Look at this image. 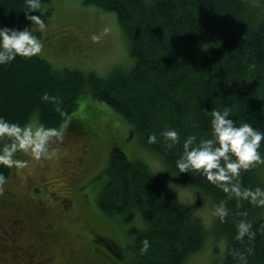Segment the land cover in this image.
<instances>
[{"label": "trees", "instance_id": "obj_1", "mask_svg": "<svg viewBox=\"0 0 264 264\" xmlns=\"http://www.w3.org/2000/svg\"><path fill=\"white\" fill-rule=\"evenodd\" d=\"M52 2L0 0V184L14 175V161L26 154L32 137L78 138L86 153L74 158L88 165L97 146L109 141L108 158L77 189L87 207L86 226L24 196L16 201L10 191L0 196V206L13 213L0 224L16 217L26 245L30 220L38 245L42 238L57 264H187L209 233L196 215L200 204L181 202L167 182L173 179L210 200L217 233L226 239L221 264H264V0H83L116 15L131 55L129 69L117 67L106 76L59 71L29 47L27 28ZM59 22L68 21L62 16ZM69 26L80 36L62 29L54 35L56 45L85 48L84 31ZM99 104L123 118L131 138L158 156L164 177L128 156L118 143L130 144L117 138L114 123L105 120L110 113ZM91 186L103 214L124 215L128 222L143 218L144 229L129 231L128 259L111 237L96 242L101 236L90 224ZM83 226L91 230L90 253L77 247ZM8 235L16 238L13 231ZM6 255L10 260L0 256V264L16 262V254Z\"/></svg>", "mask_w": 264, "mask_h": 264}, {"label": "rangeland", "instance_id": "obj_2", "mask_svg": "<svg viewBox=\"0 0 264 264\" xmlns=\"http://www.w3.org/2000/svg\"><path fill=\"white\" fill-rule=\"evenodd\" d=\"M45 15L47 16L44 17ZM62 16L68 21L65 23L66 25L59 22ZM71 24H77L84 31V43L87 46L75 50L69 47L61 50L54 39V35L60 34V30L63 29L66 35L75 34L74 36L77 38L80 36L78 28L70 30L69 25ZM61 25L63 27L60 28ZM25 36L29 47L37 55L46 58L59 71L70 69L106 76L114 68L129 69L132 64L131 55L124 35L117 23L116 15L112 12L101 11L95 6L84 5L83 0H53L33 20L27 28ZM51 36L52 41L50 40ZM52 42L55 46H53ZM98 107L104 108L105 111L111 114L108 117L106 116L105 120L107 121L106 123H114L113 125L117 128V138H120L126 144H130L128 147L122 142L118 143L125 148L128 156L132 160L145 162L153 172L164 177L163 174H166V172L158 156L148 152L146 149H142L137 139L131 138V126L118 114L114 113L110 107L103 104H99ZM30 124L32 128H36V132L39 134L40 130L37 124L34 121ZM36 138L32 137L28 140L26 154H22L14 161V175L6 182L0 184V196H4L6 191H10L15 194V197L24 196V199L27 198L28 200H35V203H41L44 208H49L52 214L59 212L62 215L66 214L76 219L79 217L77 226L80 227L82 223L86 226V221L83 217L86 216L87 207L83 208V196L77 189L81 187L83 182L104 168L108 158L110 142L106 141L97 146L96 149L94 148V162L92 164L83 165V161L78 162L79 165L81 164L84 167L81 168L75 182H73L74 184H72L66 178H69V171H71L72 166L79 165L72 162L71 158L73 155H70V153H79L80 151H82L83 155L86 153V148L81 146L82 140L73 136H53L41 139L38 142ZM167 182L177 190V195L181 202L190 205L200 204L196 209V215L201 219L203 227L209 233L203 248L191 256L187 260V264H221L226 251V239L217 233L214 209L210 200L205 199L200 191L192 187L180 186L173 179H168ZM102 184L103 181H99L96 186L101 187ZM36 186L41 187L39 194H36L34 188ZM84 189L83 187L81 191L84 192ZM93 189L94 191L92 192ZM50 191H53L54 194ZM95 192L96 187L94 186L88 189V194L94 201L91 203L92 210L90 213L92 215L90 216V224L93 226V230L101 236L96 242L102 245V237H111L122 247L120 250H124L126 254L124 256L128 259L127 254L130 253V244H132L133 237L129 231L133 227L140 230L144 229V220L142 217L136 216L132 221L128 222L125 220L124 215L111 216L103 214L95 199ZM85 193H87V190ZM67 195L72 197V206H69V201L63 199ZM15 218L8 217L0 224V256L3 258L8 256L6 259L8 261L10 256L6 255V253L11 251L17 255L15 262L17 264H22L24 261H26V264H47L41 261V255L46 253V243H43L41 238L39 245L35 246L32 242L31 231L26 230L25 245V238L24 242L21 240L23 229L18 225L20 222L13 223ZM2 227H4L3 230H1ZM10 228L13 234L16 235L15 239L9 237L10 235L8 234L11 231L4 235L6 233L5 230H10ZM87 229L83 226L80 231L86 238L91 235V230ZM5 237L8 238L3 239ZM8 240H12L13 245L4 247ZM23 245L26 246V250ZM127 247L130 248L128 253L126 251ZM55 261H57V256L54 257V262L50 264H57ZM0 262L3 263V261Z\"/></svg>", "mask_w": 264, "mask_h": 264}, {"label": "flooded vegetation", "instance_id": "obj_3", "mask_svg": "<svg viewBox=\"0 0 264 264\" xmlns=\"http://www.w3.org/2000/svg\"><path fill=\"white\" fill-rule=\"evenodd\" d=\"M74 157H77V156H73V158H72V162L73 163H76L77 165H79L78 164V162H80L81 160H77L76 158H74ZM83 165H85L86 163L84 162V160H83ZM84 166H81V164L79 165V166H72V169H71V171H69L70 172V175H69V178H66L67 180H69L72 184H74L73 182H75V179H76V177H77V174L79 173V171L81 170V168H83ZM46 189V188H45ZM50 192H52V194H54L53 193V191H50ZM11 197H14L15 199H16V201H18V199L14 196V195H12ZM59 197H61V196H59ZM63 199L64 200H67V201H69L70 203H69V206H72L73 205V202H72V197L70 196V195H67L66 197H63ZM26 202L27 203H29V204H34V203H32V200H28L27 198H26ZM34 205H36L38 208H40V209H45L44 208V206H42V204L41 203H35ZM13 213V210L12 209H10V208H8V207H4V206H0V217H3V218H5V217H7V216H9L10 214H12ZM26 214H27V212H26ZM28 215V214H27ZM31 226H32V222L29 220L28 221V219L26 220V230L27 231H31ZM31 233H32V242L34 243V245L35 246H38V239L36 240L35 239V237H34V235H33V232L31 231ZM74 237H76V236H74ZM78 238H80V240H81V244L80 245H77V247L81 250V251H83L84 253H85V250L88 252V253H90L91 251H93L92 249H91V246H93L94 247V243L92 242H89L88 243V241H89V237H85L84 235H82L80 232H79V236H78ZM103 240V242L104 243H106L105 241H104V239H102ZM40 241V240H39ZM84 243H87L86 245H84ZM107 245V244H106ZM105 245V246H106ZM108 246V245H107ZM106 246V247H107ZM110 248V247H109ZM112 251H114V250H112ZM115 252V251H114ZM70 257H75V258H77L78 257V254H77V251L76 252H70V255H69ZM41 261L43 262V263H47V264H50V263H53L54 262V257L53 256H51V255H49V253L48 252H46V253H44V254H42L41 255ZM83 258V257H82ZM85 262H90L88 259L85 261Z\"/></svg>", "mask_w": 264, "mask_h": 264}]
</instances>
